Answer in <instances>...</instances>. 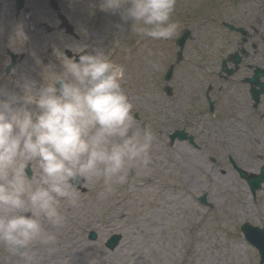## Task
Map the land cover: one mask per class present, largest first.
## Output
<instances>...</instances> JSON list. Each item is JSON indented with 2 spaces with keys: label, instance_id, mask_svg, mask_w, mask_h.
I'll list each match as a JSON object with an SVG mask.
<instances>
[{
  "label": "rangeland",
  "instance_id": "obj_1",
  "mask_svg": "<svg viewBox=\"0 0 264 264\" xmlns=\"http://www.w3.org/2000/svg\"><path fill=\"white\" fill-rule=\"evenodd\" d=\"M23 1L17 13L16 0H0V98L22 96L26 84L38 91L55 82L74 53L102 50L124 69L136 127L150 129L154 139L149 165L129 170L122 182L73 185L75 204L62 201L63 224L43 222L54 244L37 242L22 252L0 244V264H259L240 227H264V183L254 196L234 163L255 174L264 165V97L255 108L241 83L245 74L226 80L219 68L237 41L222 21L254 24L264 35V0H177L172 19L179 27L169 40L134 30L102 0H55L56 8L53 0ZM58 14L72 25L59 28ZM182 27L191 37L177 61ZM257 41L260 53L248 61L264 67V39ZM176 131L191 133L197 146L171 144ZM115 234L120 241L110 249Z\"/></svg>",
  "mask_w": 264,
  "mask_h": 264
},
{
  "label": "clouds",
  "instance_id": "obj_2",
  "mask_svg": "<svg viewBox=\"0 0 264 264\" xmlns=\"http://www.w3.org/2000/svg\"><path fill=\"white\" fill-rule=\"evenodd\" d=\"M102 3L153 40H169L179 27L177 0ZM74 54L54 83L0 98V244L9 249L54 244L43 222L63 224L62 201L75 204V183L122 182L150 163L153 133L136 127L122 66L102 50Z\"/></svg>",
  "mask_w": 264,
  "mask_h": 264
},
{
  "label": "water",
  "instance_id": "obj_3",
  "mask_svg": "<svg viewBox=\"0 0 264 264\" xmlns=\"http://www.w3.org/2000/svg\"><path fill=\"white\" fill-rule=\"evenodd\" d=\"M20 6L22 5L20 4ZM184 40H185L184 36L179 38V43L182 49L184 46ZM181 52L182 50L180 51V54ZM260 172L261 173L256 176L255 175L248 176L246 172L245 173L243 171L240 172L245 178H247L248 183L251 185L252 191L254 193L256 189L259 188L261 186V183L264 181V166L262 167ZM242 228L247 238L252 243H254L255 245L259 247L261 254H262L261 256H262V262H263L264 261V229L253 227L249 225V223H246L245 225H243ZM119 240H120V236L114 235L108 242L109 247L114 248L118 244Z\"/></svg>",
  "mask_w": 264,
  "mask_h": 264
},
{
  "label": "flooded vegetation",
  "instance_id": "obj_4",
  "mask_svg": "<svg viewBox=\"0 0 264 264\" xmlns=\"http://www.w3.org/2000/svg\"><path fill=\"white\" fill-rule=\"evenodd\" d=\"M262 39H264V35H261L259 37H255L253 35H249L247 37L246 45L250 46V48H252V51L251 52H246L244 54V56H242V60L240 62V66L238 68V73H244L245 74V76L242 79V82H244L245 79L247 80L248 78L253 76V73H254V71L256 69V67H254V65H257V64L251 63L252 61L249 62L248 59L253 60L254 57H256V54L260 53L261 49L259 47V43H257L255 40L262 41ZM241 40H242V36H240V41ZM263 69H264V67H263ZM263 79H264V77L261 76V80H263ZM34 264H41V263L35 262Z\"/></svg>",
  "mask_w": 264,
  "mask_h": 264
},
{
  "label": "bare ground",
  "instance_id": "obj_5",
  "mask_svg": "<svg viewBox=\"0 0 264 264\" xmlns=\"http://www.w3.org/2000/svg\"><path fill=\"white\" fill-rule=\"evenodd\" d=\"M79 183V182H78ZM80 188H83V189H85V187H83V184L82 185H80Z\"/></svg>",
  "mask_w": 264,
  "mask_h": 264
}]
</instances>
